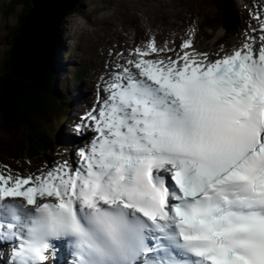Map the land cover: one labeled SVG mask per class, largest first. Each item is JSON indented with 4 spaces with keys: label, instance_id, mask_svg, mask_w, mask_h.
Returning <instances> with one entry per match:
<instances>
[{
    "label": "snow or ice",
    "instance_id": "1",
    "mask_svg": "<svg viewBox=\"0 0 264 264\" xmlns=\"http://www.w3.org/2000/svg\"><path fill=\"white\" fill-rule=\"evenodd\" d=\"M250 15L214 51L195 25L113 46L69 157L0 162V264H264V10ZM19 59L51 66L39 23Z\"/></svg>",
    "mask_w": 264,
    "mask_h": 264
},
{
    "label": "rangeland",
    "instance_id": "2",
    "mask_svg": "<svg viewBox=\"0 0 264 264\" xmlns=\"http://www.w3.org/2000/svg\"><path fill=\"white\" fill-rule=\"evenodd\" d=\"M9 1L10 0H0V45L2 44V35L4 30H7V33H10V29H13L15 27L17 12L18 9H20L17 8V10H15L7 18L8 6L10 4L8 3L7 5H5L4 9L2 8L5 2H9ZM208 1L213 2L215 0H208ZM208 1L197 0L195 8L191 10H186L185 14L187 15V17H190V16H195V14L198 12V14L203 16L202 12H206L205 16L203 17H205L206 20L212 19L215 16V11L213 10V7L208 3ZM169 2L171 3V9L173 11V15L171 17L165 19L164 20L165 22L161 21L160 17H154L152 22H147L140 17V14L145 16L146 14L149 15L150 13H152L155 14L156 16H159L160 14L157 13V11L164 6L163 0H149L148 2L147 0H85L84 9L86 14H80L79 12H77L75 15H70L68 16L67 22L64 25L65 31L63 33V36H65L66 39L68 40L67 41L68 46L73 48V50L70 51L69 55L73 58H77V61H80V58L82 57V53L80 49L78 52L74 50V43H75L74 41L75 40L78 41L76 35L79 32L80 47L81 48L90 47V49L92 50L95 49L96 51V52L93 51L92 53L95 56V58L91 57L93 61L92 74L95 75L97 69L95 71V69L93 68L94 63L98 64L101 62L100 60L101 57L98 56V53L99 55H101L100 54V47H102L101 42H103V40H106L111 35L106 33V31L102 28V25L100 23L107 22V25H104V27L106 28L108 27L111 28L110 25H113L115 27V32L118 31L116 32L118 33L116 36L117 44L119 46L125 45V47L128 48L133 46L134 44H137L136 39L142 40L150 33H155L159 37L160 33H158V30H160V28H156L154 24L157 25L161 23L163 24L166 23L172 25V24L180 23L175 17V14L178 10L177 1L169 0ZM237 6L238 3L234 2L232 7L233 9H236ZM135 15H138V20L143 22L144 25L140 24L134 18ZM224 15L226 20L229 16V11L228 10L225 11ZM174 28L178 30H182L184 32L187 30V26L185 25L182 26L181 23L179 24V27H174ZM128 29L129 32L126 34L129 35L130 32L134 31L135 37L132 38L126 35L124 39H120L119 34L125 33L126 31H128ZM182 31L181 33H183ZM222 31H225L223 27L217 31H210L206 29L207 36L209 37L212 44L215 34H218ZM238 36H240V34H238L236 37ZM129 39H131V42H129ZM209 39L207 38V40ZM221 41H223V39ZM208 44L209 46L211 45L210 42ZM211 47L214 48V45ZM6 48H7V44L3 43L0 50V57ZM205 49L206 48L202 49V51H204ZM72 51L75 52V55L71 54ZM104 54L105 52L102 53V56H104ZM78 78L79 79L84 78V69H79ZM67 79L69 80V77ZM84 85H85L84 88L87 90V93H90V87L96 86V84L93 82L92 84L89 85L88 80ZM26 92H27V87L25 85H21V87H19V89L16 91L17 95L20 96V99L17 103L19 110L16 111V113L14 114L15 118L12 119L13 121L16 122L15 125L16 129H14V131L12 132L7 128L5 129L4 127H1L2 125L0 126V147L9 145L12 151V156L8 158L9 161L5 160L4 157L2 156V153L0 152V162H7L9 164H12L14 167L18 165L19 167L25 170L27 169V165L25 164V161L29 159L33 162V165H35L37 161H40V163L43 162L42 161L43 158L40 157L42 155L39 152L43 151L44 153H48V146L52 142V138L55 136L54 134L55 127L53 126H45V128H43L44 131L49 136L39 131L38 126L35 123V119H33V107L31 110V106L27 105L29 99L28 100L23 99V97L26 95ZM68 97L69 95H65V94L61 95V98H64L62 99V101H64ZM0 124H2L1 120H0ZM29 125H32V127H30ZM41 126L44 127V125ZM5 142L7 143V145H5ZM33 142L35 143V145L32 144ZM26 147H28L29 150L28 149L26 150ZM19 151L22 152L20 153ZM4 152L6 153V150ZM14 154L18 156H15ZM52 154H54V152H52ZM64 154L66 155L65 152Z\"/></svg>",
    "mask_w": 264,
    "mask_h": 264
},
{
    "label": "trees",
    "instance_id": "3",
    "mask_svg": "<svg viewBox=\"0 0 264 264\" xmlns=\"http://www.w3.org/2000/svg\"><path fill=\"white\" fill-rule=\"evenodd\" d=\"M83 3L84 0H81L75 10H79ZM19 4L22 5V16H25L30 8V0H12L8 9L13 11ZM54 72L57 74L56 69ZM53 80L52 69L43 71L39 79L31 82L14 77L9 71H6L5 77H0V117L3 121L9 122L15 118L14 114L19 110L17 103L20 99L16 91L21 85H25L27 92L23 99H29L27 105L33 107V119L37 120L39 124L49 123V111L54 114Z\"/></svg>",
    "mask_w": 264,
    "mask_h": 264
},
{
    "label": "water",
    "instance_id": "4",
    "mask_svg": "<svg viewBox=\"0 0 264 264\" xmlns=\"http://www.w3.org/2000/svg\"><path fill=\"white\" fill-rule=\"evenodd\" d=\"M32 2L34 7L29 11L27 22L21 30L16 44L17 52L13 59L17 74L27 77L30 80L36 78L37 72L30 66L21 67L19 59L21 49L30 44L34 36L35 27L39 23L44 31L49 62L52 64L51 57L56 42L58 27L66 11L72 9L78 0H32Z\"/></svg>",
    "mask_w": 264,
    "mask_h": 264
},
{
    "label": "bare ground",
    "instance_id": "5",
    "mask_svg": "<svg viewBox=\"0 0 264 264\" xmlns=\"http://www.w3.org/2000/svg\"><path fill=\"white\" fill-rule=\"evenodd\" d=\"M148 1H149V0H147V2H148ZM163 2H164V6L161 7V9L157 11V13L160 14L159 16H156L155 14L150 13L149 15L146 14L145 16H143V15L140 14V17H141L143 20L147 21V22H152V20H153L154 17H160L161 20H165V19H167L168 17H171V16L173 15V11H172V9H171V3L169 2V0H163ZM229 2L232 3L233 0H229ZM198 4H200V3H198ZM159 11H160V12H159ZM185 11H186V10H185ZM204 11H205V10H204ZM192 12H193V10H192ZM178 17H179V15H178ZM134 18H135L140 24L144 25L143 22H141V21L138 20V15H135ZM223 22H224V20H223ZM154 26H155L156 28H160V30H158V33H160V36H159L160 38H163L164 36H166V35L169 34V33H178V32H179V30L173 28V27H172L171 25H169V24H157V25L154 24ZM222 27L225 29V31H227L228 27H226V24H225V23L222 24ZM62 33H63V31H62ZM119 36H120V35H119ZM239 37H240V36L236 37V38L233 39L231 42H233L234 40H237ZM175 38H176L177 40H179L181 37H175ZM69 50L71 51V50H73V48H72V47H69ZM201 50H202V49H201ZM58 52H59V49H58ZM60 55L64 56L63 53H61V52H60ZM65 60H67V58H65ZM89 65H90L91 68H92V63L89 64ZM94 91H95V86H92V87H90V93H88V94H89V95H92V94H94ZM78 94H79V93H77L76 95H78ZM31 110H32V107H31ZM70 112H71V111H70ZM70 112H69V113H70ZM35 123L37 124L38 129H39V131H40V127H39V123H38V121L35 120ZM1 127H4V128L6 129V127L3 126V125H2ZM65 139H67V140L69 141V139L66 138V136H65ZM2 148L7 149L8 146H3ZM27 149L29 150L28 147H26V150H27ZM52 152H54V149L52 150ZM2 156L5 158V154H4V153H2ZM7 160L9 161V159H7Z\"/></svg>",
    "mask_w": 264,
    "mask_h": 264
}]
</instances>
